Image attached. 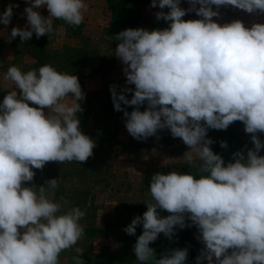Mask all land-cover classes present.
<instances>
[{
    "label": "clouds",
    "instance_id": "clouds-1",
    "mask_svg": "<svg viewBox=\"0 0 264 264\" xmlns=\"http://www.w3.org/2000/svg\"><path fill=\"white\" fill-rule=\"evenodd\" d=\"M27 24L13 27L10 43L54 32L53 21L70 26L84 21L85 0H27ZM151 0L164 29L128 28L115 35V56L124 65L127 85L110 86L114 110L122 111L128 133L147 140L167 129L188 146L182 158L192 172H156L150 180L147 211L123 230L135 235L140 264H185L188 248H174L157 258L150 243L163 233L195 226L203 244L196 264H264V23L246 27L241 20L220 24L221 6L264 14V0ZM199 5V7H197ZM213 5L216 10H213ZM8 5L0 24L13 17ZM46 7L48 16L41 15ZM165 7L169 11H162ZM195 12L199 19L184 20ZM47 48V47H46ZM9 91L0 103V264H60L61 252L84 235L79 207L55 200L58 179L46 186H27L48 162H86L95 141L80 128L78 113L85 99L76 75L50 64L23 72L10 66L4 75ZM124 93H133L128 99ZM135 106L131 112L121 107ZM147 105L141 111L140 106ZM34 105V106H30ZM45 109L47 111H45ZM240 121L251 134L252 148L233 153V160L210 147L209 129L226 130ZM157 138H159L157 136ZM221 147L227 143L221 141ZM155 154V150H153ZM158 210L169 215L161 216ZM190 221L191 223H187ZM81 254L79 248L75 249ZM81 264L80 255L74 257Z\"/></svg>",
    "mask_w": 264,
    "mask_h": 264
},
{
    "label": "rangeland",
    "instance_id": "rangeland-1",
    "mask_svg": "<svg viewBox=\"0 0 264 264\" xmlns=\"http://www.w3.org/2000/svg\"><path fill=\"white\" fill-rule=\"evenodd\" d=\"M85 3L88 9L79 26L54 20V32L50 36L36 38L33 33L26 42L21 43L16 37L9 43L12 28H24L27 24L24 9L28 3L27 0H0V13L10 4L19 5L13 8L11 22L7 26L0 24V103L9 91L5 88L10 82L4 80V75L10 66L27 72L50 64L60 72L78 77L85 99L81 102L83 111L77 115L81 131L95 141L93 156L86 162H48L43 170L33 169L34 180L26 184L38 188L46 186L50 179H58L55 200L60 202L63 198L68 202L62 211L79 207L86 213L80 221L84 226L83 237L73 248L61 252L60 264H76L74 257L78 255L81 264H140L133 245L142 234V224L137 226L135 235L130 236L123 229L133 218L147 211L145 202L151 200L152 175L167 174L171 170L196 174V169L190 168L182 158L189 150L182 139L173 138L170 131L164 129L157 133L159 138L137 140L126 129L123 112L114 110L110 86L116 85L118 93L125 87L134 89V85L126 84L124 65L115 56L119 43L115 35L128 28L164 29L168 22L156 19L155 13L161 9L150 7L151 0H85ZM180 6L187 9L188 0H181ZM37 10L48 16L46 7ZM213 10H216L214 5ZM162 11L169 9L165 7ZM219 12L220 16L213 19L220 24L233 20H241L246 27L264 23L261 13H247L232 6H221ZM124 94L131 99L133 93ZM121 107L131 112L135 106L121 102ZM146 107L142 105L140 110ZM226 131L209 129L207 136L224 137ZM259 137L264 141V133H259ZM158 211L161 216L169 215L164 210ZM90 229L97 231L93 237H89ZM198 235L194 225L177 228L172 239L161 233L150 247L155 249L157 258L170 249L188 248L185 264H196V257L203 248Z\"/></svg>",
    "mask_w": 264,
    "mask_h": 264
},
{
    "label": "trees",
    "instance_id": "trees-1",
    "mask_svg": "<svg viewBox=\"0 0 264 264\" xmlns=\"http://www.w3.org/2000/svg\"><path fill=\"white\" fill-rule=\"evenodd\" d=\"M184 17L185 18L193 17V19H197L196 18L197 16L195 13L186 14ZM225 133L226 134L224 137H220V138L208 137V138H211L214 141V143L210 146L212 150L214 151V153L221 155L223 159L225 160L226 164L233 160V153L243 149L246 154L247 149L245 148V146H247V148L253 147V144L251 141V134H248L245 132L244 124L242 122L236 121L232 123L227 128V131ZM257 135L259 136V133H257ZM221 141H224L227 143V148L221 147ZM259 154L264 155V150L261 149ZM96 232H97L96 230L90 229L89 237L91 236L93 237L96 234Z\"/></svg>",
    "mask_w": 264,
    "mask_h": 264
}]
</instances>
